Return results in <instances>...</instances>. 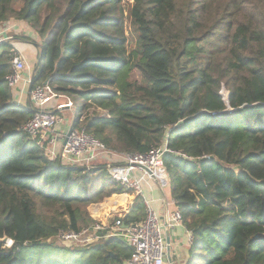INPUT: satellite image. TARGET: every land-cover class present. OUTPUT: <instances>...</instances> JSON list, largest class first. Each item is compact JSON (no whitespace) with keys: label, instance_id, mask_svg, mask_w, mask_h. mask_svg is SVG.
I'll list each match as a JSON object with an SVG mask.
<instances>
[{"label":"trees","instance_id":"obj_1","mask_svg":"<svg viewBox=\"0 0 264 264\" xmlns=\"http://www.w3.org/2000/svg\"><path fill=\"white\" fill-rule=\"evenodd\" d=\"M127 1L0 0V23L30 29L0 44V240L11 242H0V264H126L132 254L116 238L49 242L94 226L90 206L131 190L106 165L50 160L22 130L35 109L16 104L6 80L20 43L40 45L32 88L78 97L73 129L107 156L166 145L171 197L193 236L186 264H264V0ZM144 218L135 196L120 221Z\"/></svg>","mask_w":264,"mask_h":264},{"label":"built area","instance_id":"obj_2","mask_svg":"<svg viewBox=\"0 0 264 264\" xmlns=\"http://www.w3.org/2000/svg\"><path fill=\"white\" fill-rule=\"evenodd\" d=\"M14 29L10 22L0 23V44L12 40L9 32ZM14 51L17 56L12 60L13 73L6 80L10 88L17 87L22 81L28 87L30 78L24 79L23 72L25 64L21 52L16 46ZM20 94H27L29 101L35 109L33 117L23 126L22 130L34 140L46 153L50 160H59L63 165H84L90 166L94 160L107 155L105 146L84 129H72L65 145L63 139L68 129L63 134L57 132V127L62 123V119L57 114L45 107L51 100L59 97L52 93L47 83L42 86L32 88L31 92L21 89ZM17 104V103H16ZM72 112V120L76 116L72 103L65 105ZM167 151L166 145L151 150L146 154H125L119 155V164L108 163L105 168L107 174L117 183L131 190L135 196L140 197L145 206V218L142 222L124 226L120 220L107 228V235L103 239L119 237L132 250L131 257L126 264H165L167 257V243L165 240V231L173 229L182 224L180 212L176 209L174 212L166 214L160 218L155 212L153 201L148 199L142 190L141 182L143 179L155 181L161 188L167 187L169 177L163 163V154ZM139 171L142 176L136 178L135 172ZM173 204L176 203L173 201ZM104 226L94 225L90 228L77 231H62L57 235L66 248H80L83 242L89 241V235L97 233L104 229ZM188 241L191 244L193 236L187 232ZM94 240L98 241L95 234ZM11 244V242H10ZM85 245L81 248H84ZM87 246V245H86Z\"/></svg>","mask_w":264,"mask_h":264},{"label":"crops","instance_id":"obj_3","mask_svg":"<svg viewBox=\"0 0 264 264\" xmlns=\"http://www.w3.org/2000/svg\"><path fill=\"white\" fill-rule=\"evenodd\" d=\"M12 26L17 30L20 35L27 36L30 33V29L25 27L22 22H15L14 20L9 21ZM27 34V35H26ZM18 50L21 52V55L24 60L25 70L23 73L24 79L31 78L32 68L30 67L32 64L34 66L36 62V52L33 46H30L26 43H20L18 45ZM34 50V51H33ZM17 92L15 94V102L20 105L25 99L30 103L29 97L27 94H20L21 89L28 90V87L24 83V81L18 84ZM66 98L61 96L51 100L46 105L47 110L56 111L58 114L61 111L67 110L66 108ZM68 101V100H67ZM31 104V103H30ZM59 117V116H58ZM72 122V118L62 119V123L57 127V132L61 135L63 134V130L68 129ZM112 157L118 159V156L113 155ZM111 158L107 155L101 156L100 160L96 159L93 161L95 165H107L111 163L115 159ZM113 159V160H112ZM136 178H140L142 174L139 171L135 172ZM142 190L144 195L153 201V207L155 212L162 218L166 212L172 213L176 210V206L173 204V200L171 197V188L168 185L165 188H161L155 181L149 179H143L141 182ZM135 197V195H133ZM126 197V198H124ZM123 195H113L110 198L105 199L102 203L92 205L89 208V212L94 218L96 224L106 226L107 228L113 226L115 221L121 220L124 218L134 201V197H128ZM108 224V225H107ZM107 230V229H106ZM102 229L97 231L98 242L105 241L103 240L104 236L107 235V231ZM99 232H105L103 236L99 235ZM187 230L183 225H179L173 229L165 231V240L167 243V238L169 241V256L166 257V264H186L189 258V247L190 243L188 241ZM116 239H121L119 237H113ZM109 240V239H108ZM170 259V260H169ZM171 261V262H170Z\"/></svg>","mask_w":264,"mask_h":264},{"label":"rangeland","instance_id":"obj_4","mask_svg":"<svg viewBox=\"0 0 264 264\" xmlns=\"http://www.w3.org/2000/svg\"><path fill=\"white\" fill-rule=\"evenodd\" d=\"M128 3H131V1L130 0H128L127 1ZM126 23L127 22H125V26H126V35L128 34V29H127V25H126ZM27 35V34H26ZM37 42L40 44L41 43V41L38 39L37 40ZM38 44V45H39ZM35 52L38 54V52H39V50H41L40 49V45L38 46V48H36L35 47ZM33 50V51H34ZM37 54H36V57H37ZM31 68L33 67V64L30 66ZM33 70V69H32ZM24 73V72H23ZM138 75L137 74H134V78H136ZM66 101V104H68V103H72V105H73V108H74V111H76V113H77V108H78V105H79V99H78V97H73V98H71V99H68V101L67 100H65ZM33 107V106H32ZM59 116V118H61V119H69V118H72V112H71V110L68 108L67 110H64V111H61V112H59L58 114H57V117ZM63 132H64V130H63ZM98 160H100V159H98ZM91 164H93V163H91ZM134 195V193L131 191V194H128V195H123V196H128L129 198L132 196V197H134L133 196ZM127 197V198H128ZM124 198H126V197H124ZM128 198V199H129ZM108 225V224H107ZM104 228V230H106L107 229V227L106 226H104L103 227ZM95 234L97 235V233H91L90 235H89V241L86 243V245L87 246H89V245H93V244H96V243H98V241H95L94 239V236H95ZM103 240H106V239H103ZM49 242H52L53 244H54V246H56V247H62V246H66V245H69V244H63L60 240H58L57 238H55L54 240H52V241H49ZM5 244V247H8V246H11V244H10V241L8 240V242H6V243H4ZM85 245V243L83 242L81 245L79 244V245H76V246H78V247H83ZM86 245H85V247H86ZM69 246H74V245H69ZM80 247V248H81ZM54 254H56V250H55V252H54ZM166 264V263H165Z\"/></svg>","mask_w":264,"mask_h":264},{"label":"water","instance_id":"obj_5","mask_svg":"<svg viewBox=\"0 0 264 264\" xmlns=\"http://www.w3.org/2000/svg\"><path fill=\"white\" fill-rule=\"evenodd\" d=\"M33 81H34V78L31 77V78H30L29 85H28V93H30L31 90H32V87H33ZM44 84H46V83H44ZM67 108H68V107H66L65 109H67ZM56 112H57V110H56V111H53V114L56 113ZM73 121H74V119L72 120V122H71L70 126L68 127V130H67V132H66V134H65V137H64V139H63V145H65V143H66V141H67V138L69 137L70 133L72 132V129H73ZM0 242L4 244V243L8 242V238L4 237L3 239L0 240ZM169 250H170V246H169V241H168V238H167V256H169ZM169 260H170V259H169ZM170 262H171V261H170ZM170 264H171V263H170Z\"/></svg>","mask_w":264,"mask_h":264}]
</instances>
